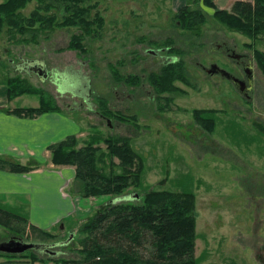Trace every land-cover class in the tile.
I'll return each instance as SVG.
<instances>
[{
  "label": "rangeland",
  "instance_id": "374dc122",
  "mask_svg": "<svg viewBox=\"0 0 264 264\" xmlns=\"http://www.w3.org/2000/svg\"><path fill=\"white\" fill-rule=\"evenodd\" d=\"M213 2L215 9L205 0H86L85 5L93 7L92 15L104 18V26L85 36V54L68 48L73 35L80 32L75 27L41 33L36 41L31 34L11 36L5 31L0 35V81L8 86L9 80L18 78L43 92L57 107L55 112L81 126V132L75 134L81 143L94 133L129 138L145 169L142 188L128 189L127 200L153 190L194 193L199 243L207 246L203 251L199 245L198 264H264V74L255 58L256 50L264 53V34L251 39L230 31L213 15L216 9L230 11L235 2L226 8L221 0ZM37 5L30 3L22 13L29 16ZM186 6L205 13L207 22L199 30L187 31L177 25L176 15ZM170 45L181 52L171 56L182 57L188 83L176 82L183 90L180 94H159L148 75L159 72L165 63L162 55L169 57L161 48ZM32 65L45 68L49 77L30 72ZM213 65L244 81L249 89L242 91L221 73L208 74ZM134 75L139 83L127 85L123 79ZM15 100L16 108L41 104L37 94L26 93ZM101 101L129 121L111 117L109 127V120L100 115ZM195 109L219 111L213 133L197 125ZM46 151L33 152L37 158L31 161H18L41 162L40 168L48 171L58 169ZM78 190L74 181L64 192L73 196L79 213L55 222L50 229L42 228L55 235L52 239L31 226L26 211L4 207L24 215L27 222L12 221L9 227L0 224V243L16 238L56 245L49 250L57 255L37 250L25 257L0 253V264H58L54 258L78 264L82 226L114 198H82ZM118 200L115 197L114 202ZM52 206L60 207L46 208ZM71 235V242L57 246ZM139 252L149 257L150 244ZM32 256L37 262H32Z\"/></svg>",
  "mask_w": 264,
  "mask_h": 264
},
{
  "label": "trees",
  "instance_id": "16d2710c",
  "mask_svg": "<svg viewBox=\"0 0 264 264\" xmlns=\"http://www.w3.org/2000/svg\"><path fill=\"white\" fill-rule=\"evenodd\" d=\"M34 1L37 7L25 16L22 11ZM85 4L86 0H6L0 3V35L5 31L11 36L31 34L32 41H36L41 33L75 27L80 32L73 35L68 48L85 54V36H92L104 26V18L98 13L93 16V7ZM205 4L216 8L213 0H205ZM213 18L230 31L256 39L264 34V0H254L253 3L237 1L230 11L216 9ZM176 21L184 30L196 31L207 22V17L202 10L186 6L177 13ZM161 49L171 60L164 63L159 72L150 73L148 81L159 94H180L183 90L176 82L188 83L185 64L181 56L171 54L181 52L171 45ZM255 58L264 74V53L256 50ZM123 80L134 86L140 78L134 75ZM7 87L10 101L26 93L37 94L41 98L39 107L7 109V113L34 118L58 110L42 95L43 92L25 85L21 79L9 80ZM99 105L103 118L129 121L122 113L109 109L104 101ZM218 114L219 111L213 109H195L193 118L210 134L217 127ZM102 143L106 145L105 149L101 147ZM48 150L53 165L75 167L80 197H114L105 203L102 212L82 226L84 237L78 264H198L195 257L197 218L194 193L153 190L143 197L136 194L133 200L114 202L115 197L126 196L128 189L142 188L144 161L129 138L94 133L81 143L71 135L50 145ZM41 166V162L23 164L12 157L0 156V169L13 173H29ZM12 221L27 222L23 216L0 207V224L9 227ZM31 226L45 237H55L51 231ZM146 243L151 246L149 257H143L139 252ZM28 252L4 255L25 257ZM37 260L32 256V262ZM54 262L70 264L76 261L54 258Z\"/></svg>",
  "mask_w": 264,
  "mask_h": 264
},
{
  "label": "crops",
  "instance_id": "0c3cea01",
  "mask_svg": "<svg viewBox=\"0 0 264 264\" xmlns=\"http://www.w3.org/2000/svg\"><path fill=\"white\" fill-rule=\"evenodd\" d=\"M235 1L221 0V6L226 8L228 4H233ZM16 100L18 104L19 98ZM16 100H9L8 87L1 80L0 156H8L26 162L37 158L33 152L45 150L48 152L50 145L81 132L80 125L57 112L45 113L34 118L7 113L5 110L10 109L11 105L10 110L17 107ZM57 167L58 169L49 171L39 168L29 173H13L0 169V207L15 208L13 210L18 212L26 211L30 224L41 229H50L55 222H63L78 214L79 210L73 196L64 192L75 181V167ZM38 195H41L42 199L38 198ZM53 204L60 205V207L46 208ZM46 211L51 212L49 215L52 216L49 217ZM22 216L24 217V215ZM198 237L197 234L195 249L197 259H199L197 255L199 245L203 251L207 250L206 244L199 243Z\"/></svg>",
  "mask_w": 264,
  "mask_h": 264
},
{
  "label": "water",
  "instance_id": "95a60500",
  "mask_svg": "<svg viewBox=\"0 0 264 264\" xmlns=\"http://www.w3.org/2000/svg\"><path fill=\"white\" fill-rule=\"evenodd\" d=\"M236 59H241L240 55H236L235 56ZM30 72H34L36 74H38L40 77H42L43 79H47L49 77V73L48 71L43 68L40 67L38 65H32L29 68ZM208 74H216V73H221V75L231 81H233L234 83H236L237 85H239L241 87V85L243 84V82L238 79L237 77L232 76L231 74H229L228 72L219 69V67L217 65H213L211 69L207 70ZM249 73V82L252 83V75H251V71L248 72ZM241 90L244 91V89L241 87ZM109 122V127H111V123L110 120ZM139 196L137 195L136 198H138ZM123 200H127L124 197H120L119 201H123ZM73 239V235H71L69 237V239L67 241L64 242H59L57 244V246H65L67 245L69 242H71V240ZM56 245H47V244H37V243H27L24 242L22 240L19 239H11L9 241H5L0 243V253H5V254H15V255H20V254H24L27 251L30 250H42L44 248L48 249L49 254H51L52 256H56L57 252H51L49 251V248L54 247Z\"/></svg>",
  "mask_w": 264,
  "mask_h": 264
},
{
  "label": "flooded vegetation",
  "instance_id": "af4514ba",
  "mask_svg": "<svg viewBox=\"0 0 264 264\" xmlns=\"http://www.w3.org/2000/svg\"><path fill=\"white\" fill-rule=\"evenodd\" d=\"M228 55L231 57L230 53H229ZM161 58L164 60L165 63H167V62H169V61L171 60L170 57H168V56H163V55H162ZM245 70H248V68H246ZM248 71H249V70H248ZM242 82H243V84L241 85V87H242L244 90L249 89L248 86H247V84H246L244 81H242ZM241 87H240V88H241ZM12 239H14V238H12ZM10 240H11V239H10ZM54 247H55V246H54ZM52 248H53V247H52ZM39 251H44L45 253L49 254L47 248H44V249L39 250ZM49 251H51V250H49ZM51 252H55V251H51ZM12 255H15V254H12ZM20 255H22V254H20ZM49 255H51V254H49Z\"/></svg>",
  "mask_w": 264,
  "mask_h": 264
}]
</instances>
